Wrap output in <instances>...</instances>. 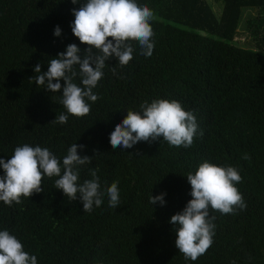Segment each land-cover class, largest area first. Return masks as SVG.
Listing matches in <instances>:
<instances>
[{"label": "trees", "instance_id": "1", "mask_svg": "<svg viewBox=\"0 0 264 264\" xmlns=\"http://www.w3.org/2000/svg\"><path fill=\"white\" fill-rule=\"evenodd\" d=\"M83 2L0 0V158L25 143L39 145L57 157L62 175L68 148L84 145L78 154L91 162L77 166L78 183L98 169L103 202L83 211L79 197L69 200L55 188L59 177L45 175L43 191L11 206L0 201V230L14 235L37 264H264V0H136L154 13L152 55L130 41L127 65L107 60L92 89L98 99L85 98L90 113L77 117L59 103L62 88L36 85L33 67L39 63L46 72L70 43L84 54L88 46L70 26L71 9ZM238 30L249 32L252 46L236 42ZM74 82L81 86L79 77ZM156 99L176 100L194 113L192 145L161 138L113 149L116 123ZM61 113L67 123L51 122ZM205 161L239 171L236 187L246 207L230 214L209 208L213 243L192 261L175 247L169 221L191 199L187 175ZM114 181L121 204L112 209L106 188ZM161 193L165 203L151 205L150 195Z\"/></svg>", "mask_w": 264, "mask_h": 264}, {"label": "clouds", "instance_id": "2", "mask_svg": "<svg viewBox=\"0 0 264 264\" xmlns=\"http://www.w3.org/2000/svg\"><path fill=\"white\" fill-rule=\"evenodd\" d=\"M76 4L78 0H71ZM74 20L72 33L88 47L81 49L70 43L66 50L57 53L48 62V69L41 73L40 64L33 67L36 85H42L50 92L62 95L59 103L68 114L82 117L90 113L86 99L95 102L98 96L92 89L102 79L106 61L117 58L125 66L133 58L134 48L130 41H137L141 54L149 57L154 49L153 29L150 21L153 11L136 0H84L80 7L71 9ZM54 36L61 35V28H54ZM111 38V39H109ZM98 50L97 52H94ZM79 66V71L75 66ZM115 72V69H113ZM80 78L81 86L74 82ZM55 79V83L53 80ZM64 81L63 86L60 80ZM140 111L128 110L121 122L116 123L110 132L109 141L113 149L132 148L137 142H151L163 138L171 146L190 147L197 132L196 117L192 111H186L176 100L156 99L140 105ZM68 115L61 113L51 121L65 124ZM202 134V133H201ZM84 145L73 143L61 163L46 147H33L25 143L17 146L7 160L0 158V201L11 206L21 203V197L29 198L33 193L43 191L44 176L59 177L55 188L61 189L69 200L82 201L83 211L91 212L93 206L102 204L104 192L100 190L98 169H92V179L78 183L77 166L91 162V157L78 154V148ZM244 159H249L245 154ZM187 180L191 185V199L182 211L170 217V223L176 232L175 247L185 259L196 261L206 253L213 243L215 224L210 217L209 208L222 214L233 213L237 208L244 209L246 204L236 185L242 181L239 171L233 166H217L202 162L194 174L189 173ZM108 206L115 209L121 204L118 181L106 188ZM164 193L150 195V203H165ZM0 264H37L35 255H29L22 243L8 230H0ZM234 264V262H233Z\"/></svg>", "mask_w": 264, "mask_h": 264}, {"label": "rangeland", "instance_id": "3", "mask_svg": "<svg viewBox=\"0 0 264 264\" xmlns=\"http://www.w3.org/2000/svg\"><path fill=\"white\" fill-rule=\"evenodd\" d=\"M212 8L216 11V9L214 7H212ZM250 10H251V8H250ZM235 39L238 40L236 42H238L240 44L252 46V43H251V40H250L251 38L249 36V32L248 31L238 30V33H237Z\"/></svg>", "mask_w": 264, "mask_h": 264}]
</instances>
